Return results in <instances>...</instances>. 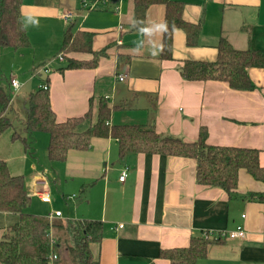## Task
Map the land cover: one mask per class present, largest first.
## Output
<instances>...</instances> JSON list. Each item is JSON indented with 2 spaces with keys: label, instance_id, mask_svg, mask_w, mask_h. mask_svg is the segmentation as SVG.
I'll return each mask as SVG.
<instances>
[{
  "label": "crops",
  "instance_id": "1",
  "mask_svg": "<svg viewBox=\"0 0 264 264\" xmlns=\"http://www.w3.org/2000/svg\"><path fill=\"white\" fill-rule=\"evenodd\" d=\"M181 1L184 19L200 23V33L196 43L189 45L186 32L176 28L173 58L164 59L162 51L153 54L152 47L159 48L163 36H143L132 26L135 0H23L31 48L36 39L54 45L38 55L45 62L37 64L36 53L29 59L32 78L46 64L51 67L41 75L43 79L39 77L36 88L48 83L58 121L90 112L81 129L97 121L101 100H105L113 107L111 124H146L184 141L197 140L205 128L211 144L260 149L264 166V69L250 70L257 86L252 90H237L220 80L191 81L180 72L187 59L215 60L222 39L237 49L264 50V0ZM67 13L71 16L66 19ZM29 16L39 21L38 26L27 23ZM164 19L163 4L146 8L144 23ZM68 26L72 31L92 32L93 51L64 53L61 47ZM57 50L64 60L56 58ZM67 57L85 65L64 68ZM56 59L58 64L53 65ZM11 77L18 78L22 87L12 97L8 115L14 111L21 119L29 111L28 94L33 90L27 86L32 78L21 81L16 72ZM22 128L12 126L0 134V160L11 174L23 176L30 202L36 198L49 208L47 212L35 210V214L61 211L51 219L103 222L102 239L90 244L100 264H170L161 250L188 246L192 237L206 232L214 237L239 227L246 237L213 241L196 264H264V202L249 197L264 193V182L246 170L240 171L236 189L228 193L198 183L192 158L143 152L121 156L113 137H93L89 149L71 150L65 160L36 161L35 141L33 149H28L22 139L13 138L15 130L24 132ZM49 137L38 131L33 140L47 149ZM125 167L127 175L121 180ZM57 181L59 197L73 202L66 217L61 203L54 202ZM78 189L84 195L76 200ZM42 191H49L50 201L37 194ZM17 220V214L0 211V239Z\"/></svg>",
  "mask_w": 264,
  "mask_h": 264
},
{
  "label": "trees",
  "instance_id": "2",
  "mask_svg": "<svg viewBox=\"0 0 264 264\" xmlns=\"http://www.w3.org/2000/svg\"><path fill=\"white\" fill-rule=\"evenodd\" d=\"M151 4L165 6L164 21L169 24V32L163 35L162 58H173V33L176 28L186 32L189 45L196 43L201 25L184 19V2L181 0H135L134 21L144 22L145 10ZM22 5L23 0H0V53L3 47L19 49L31 45L22 16ZM92 38V32L72 31L68 26L61 49L64 53L91 52ZM83 65V61L67 57L64 68ZM253 68L264 69V50L237 49L228 40L222 39L215 60L187 59L180 72L187 80H220L237 90H252L257 87L250 74ZM2 78L4 76L0 74ZM10 79L7 89L0 84V134L13 126L8 115L12 105ZM28 108V114L22 120L24 132L15 130L13 138L22 139L28 149H33L34 133H49L47 151L52 160H65L71 150L89 149L93 137H113L118 140L121 156L143 152L192 158L198 183L220 187L228 193L236 189L242 169L264 182L260 149L211 144L205 128L197 140L184 141L162 135L146 124L114 125L109 123L113 107L101 100L97 121L81 129L80 125L89 119L90 112L58 121L51 106L49 89L42 87L28 94ZM249 197L264 202V193H251ZM30 200L23 176L11 174L6 162L0 160V211L18 215V220L7 227L0 239L2 264H100L90 244L103 237L104 225L101 220H52L48 215L27 211ZM214 239L204 235L194 236L188 246L163 249L160 255L167 258L170 264H196L198 259L207 255L208 246L213 241L221 240V237Z\"/></svg>",
  "mask_w": 264,
  "mask_h": 264
},
{
  "label": "rangeland",
  "instance_id": "3",
  "mask_svg": "<svg viewBox=\"0 0 264 264\" xmlns=\"http://www.w3.org/2000/svg\"><path fill=\"white\" fill-rule=\"evenodd\" d=\"M36 40L34 42V43H36L34 45V48H33V46H32V48L30 46L29 48L25 47V48L14 49V48H9V47H3L1 49V53H0V74L3 75L4 78L0 79V84L2 86H4L6 89L9 86L8 83H9V79L11 78V74L12 73L16 72L18 74V76H19L21 81L26 79V78H30L31 77V75H32L31 72L32 71L29 69V66H30V60L29 59H31L32 56L35 55L34 53H36L37 56L38 55L43 56L44 52H46L49 48L54 47L53 44L46 43V42L38 43V42H36ZM38 41H41V40L39 39ZM57 52H58V50L55 51V53H54L55 56H57ZM50 58H52V57H50ZM35 60H36V62H38L37 64H39L41 62H45V61H43L42 58L40 59L39 56L37 58H35ZM55 61L56 62H54L53 65L58 64L57 63L58 60L56 59ZM18 68H22V70L18 72ZM38 72H40V73H38ZM41 75L45 76L43 68H41L40 70H37V74L35 75V77H33V78L31 77L32 79L30 78L31 81L28 83L27 88H29L30 90H33V91L36 90L38 82L41 81L39 79V77L43 79V77ZM27 88H23V90L27 91ZM11 92H12V97H13L15 92L14 91H11ZM27 114H28V111H27ZM9 115L11 117V120L13 122V126L15 128L23 127L22 120L27 116L26 113L23 114L24 116L22 115L21 119H19L17 117V115H15L14 111H12V112L10 111ZM39 134H41V135L43 134L44 135L45 133L40 132ZM34 141H35L34 142V144H35L34 148L37 149L35 151V153L33 154L34 157H35V160L37 161V160L43 159V160H46L48 162L49 161L48 160L49 157L46 155L47 154V149L45 147H42V144H40V142H39V144L37 146L36 145V140H34ZM53 186H54L53 196H54V199H55L54 202L57 201V203H59V204L61 203L60 207L62 208V210H64L63 212H64L65 217H66L67 216L66 214L73 207V202L69 201L68 203H66L62 198L59 197L60 196V190L57 188L59 186V181L55 182L53 184ZM77 191H78L77 192L78 197H77L76 200L79 199L80 195L82 197L84 195V194H81V191H79V189ZM33 202H34V205H33ZM35 210H38V211H41V212H47L49 210V208L46 209V207L41 205V203L36 198H34L32 200V202H30V205L28 206L27 211L33 212ZM33 213H35V212H33ZM41 215L45 216L44 214H41ZM69 236L71 238V234H69Z\"/></svg>",
  "mask_w": 264,
  "mask_h": 264
},
{
  "label": "built area",
  "instance_id": "4",
  "mask_svg": "<svg viewBox=\"0 0 264 264\" xmlns=\"http://www.w3.org/2000/svg\"><path fill=\"white\" fill-rule=\"evenodd\" d=\"M102 1L105 2V0H102ZM70 16H71V14H69V13L64 14V18H66V19L68 17H70ZM57 56H58V57H56L57 59H59L61 61L64 60V54L63 53H59ZM43 69H44V72H46V73L51 71V67H50L49 64H46L45 66H43ZM119 78L121 80H123L124 79V75H119ZM10 85L13 88L14 92H18L20 90V88L22 87L21 82L16 77H11ZM40 87H42L44 89H47V90L49 89V85L46 82L43 85H41ZM127 170H128V167H125V169L123 170V172H122V174L120 176L121 180L125 179V177L127 175ZM37 194L41 197L42 200L50 201V199H51L49 191H42V192H38ZM60 215H61V211H56L55 213L49 214L48 216L50 218H53L55 216H60ZM212 234L213 233H207L206 232L203 235L205 237H208V238H210V237H212V238L222 237L223 238L224 237V238L234 239V238H238V237H241V238L246 237V231L243 228H240V227L235 229V230H231V231H220L214 237L212 236ZM56 257L57 256H54V258H56Z\"/></svg>",
  "mask_w": 264,
  "mask_h": 264
},
{
  "label": "clouds",
  "instance_id": "5",
  "mask_svg": "<svg viewBox=\"0 0 264 264\" xmlns=\"http://www.w3.org/2000/svg\"><path fill=\"white\" fill-rule=\"evenodd\" d=\"M27 23L31 24L32 26H38L39 21L31 16L27 17ZM134 28L140 32L141 35L147 37H155L157 35L163 36L169 32V24L165 21H153L151 23H144L143 21H134L133 25ZM142 41L139 42L138 47L142 45ZM153 54H158L160 50H162V45L157 48L155 44H153Z\"/></svg>",
  "mask_w": 264,
  "mask_h": 264
}]
</instances>
